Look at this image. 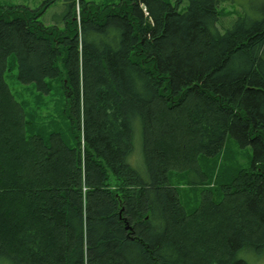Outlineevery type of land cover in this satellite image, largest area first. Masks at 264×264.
Instances as JSON below:
<instances>
[{
  "label": "trees",
  "instance_id": "1",
  "mask_svg": "<svg viewBox=\"0 0 264 264\" xmlns=\"http://www.w3.org/2000/svg\"><path fill=\"white\" fill-rule=\"evenodd\" d=\"M112 1L0 7V264H248L264 254V0L224 32L231 0ZM11 58L39 99L60 93L48 123L11 91ZM229 134L251 166L189 212L174 176L206 184Z\"/></svg>",
  "mask_w": 264,
  "mask_h": 264
},
{
  "label": "rangeland",
  "instance_id": "2",
  "mask_svg": "<svg viewBox=\"0 0 264 264\" xmlns=\"http://www.w3.org/2000/svg\"><path fill=\"white\" fill-rule=\"evenodd\" d=\"M94 1V0H91ZM97 2H102L103 0H95ZM173 5L177 3L178 0H166ZM112 2H118L114 0ZM246 5L249 6L248 0H231L224 3L221 7L224 11L223 18L221 19L219 28L224 32V28L228 27L233 19L236 18L234 12L236 5ZM45 5V0H0V7L8 6H26L31 9H38ZM189 5L188 0H183L180 9H183ZM62 8V2H57L55 5L51 6L46 14L42 17L46 24H53V17ZM184 11V10H181ZM15 62V63H14ZM16 60L11 58L9 69L6 73V81L17 98L19 102L25 101L27 110L35 114L38 122L48 123L53 115H56L58 108V102L61 99L60 93L56 96V89H54L51 96L38 98L39 92L33 89L34 85L30 84L28 86L22 84L18 80V68ZM253 158V151L251 148L241 149L237 142L229 135L225 148L220 156L214 160L209 161L208 165V182L204 185L196 184L190 185L186 184L185 180L181 178L179 174L174 176V185L178 188L182 203L186 206L189 212H193L201 202L202 193L204 191H218L220 185H226L235 178L239 170L248 169L251 166ZM137 165L141 166L138 163ZM204 170V169H203ZM220 199V198H219ZM246 261L248 264H264V254L257 257L252 254H246Z\"/></svg>",
  "mask_w": 264,
  "mask_h": 264
},
{
  "label": "bare ground",
  "instance_id": "3",
  "mask_svg": "<svg viewBox=\"0 0 264 264\" xmlns=\"http://www.w3.org/2000/svg\"><path fill=\"white\" fill-rule=\"evenodd\" d=\"M144 12L146 13V14H148V12H147V10L146 9H144ZM220 25V24H219ZM218 25V26H219ZM229 26H230V24H229ZM228 26V27H229ZM221 30V29H220ZM82 141H81V148H82V151L84 152L85 151V136H84V131H83V133H82ZM230 135V134H229ZM229 135H227V139H228V137H229ZM231 136V135H230ZM232 137V136H231ZM249 148V147H248ZM247 149V148H246ZM126 222V221H125ZM125 228H126V230L128 231V232H130V233H132L133 232V228L128 224V223H126V225H125Z\"/></svg>",
  "mask_w": 264,
  "mask_h": 264
}]
</instances>
